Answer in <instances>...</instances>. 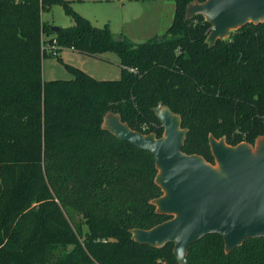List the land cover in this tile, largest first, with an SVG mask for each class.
<instances>
[{
    "label": "trees",
    "instance_id": "obj_1",
    "mask_svg": "<svg viewBox=\"0 0 264 264\" xmlns=\"http://www.w3.org/2000/svg\"><path fill=\"white\" fill-rule=\"evenodd\" d=\"M174 0L166 31L145 42L114 38L68 0H0V264H178L172 243L133 240L131 230L171 218L156 211L162 194L153 155L101 127L119 113L133 130L160 137L153 108L181 117L182 151L214 159L209 135L229 145L264 134V22L247 23L209 46L203 15L185 18ZM61 3L73 24L53 32L41 12ZM57 44L119 58L120 78L42 79V33ZM64 210L81 215L72 226ZM189 264H264V237L226 252L219 234L193 243Z\"/></svg>",
    "mask_w": 264,
    "mask_h": 264
},
{
    "label": "water",
    "instance_id": "obj_2",
    "mask_svg": "<svg viewBox=\"0 0 264 264\" xmlns=\"http://www.w3.org/2000/svg\"><path fill=\"white\" fill-rule=\"evenodd\" d=\"M194 14L210 23L206 42L212 46L249 22H264V0L195 1L186 6L185 18ZM50 28L59 30L56 25ZM153 110L163 127L160 137L131 129L119 113L107 112L101 123L117 138L153 155L155 183L162 194L152 203L157 212L171 215L151 228L132 229L133 240L155 247L172 243L178 264H189V247L205 235L219 234L226 252L248 238L264 237V134L256 138L255 148L209 135L210 163L182 151L186 129L178 114L161 103Z\"/></svg>",
    "mask_w": 264,
    "mask_h": 264
},
{
    "label": "rangeland",
    "instance_id": "obj_3",
    "mask_svg": "<svg viewBox=\"0 0 264 264\" xmlns=\"http://www.w3.org/2000/svg\"><path fill=\"white\" fill-rule=\"evenodd\" d=\"M72 9L87 18L93 25H108L114 38H127L133 42H145L161 36L170 26L174 16V0H68ZM42 21L49 25L67 27L73 19L64 12L61 3H55L41 12ZM49 37L45 31L42 38ZM68 66L77 68L98 80L120 78L119 58L108 51L99 57L80 53L58 44L56 54L49 53L42 60V79H71ZM107 113V112H106ZM102 117V123L105 122ZM259 140L252 146L256 147ZM72 226L86 225L80 214L64 210Z\"/></svg>",
    "mask_w": 264,
    "mask_h": 264
},
{
    "label": "built area",
    "instance_id": "obj_4",
    "mask_svg": "<svg viewBox=\"0 0 264 264\" xmlns=\"http://www.w3.org/2000/svg\"><path fill=\"white\" fill-rule=\"evenodd\" d=\"M42 39V43H41V47H42V50L49 54V53H53V54H56V50H57V41L54 37H46V38H41ZM73 49V48H71Z\"/></svg>",
    "mask_w": 264,
    "mask_h": 264
},
{
    "label": "crops",
    "instance_id": "obj_5",
    "mask_svg": "<svg viewBox=\"0 0 264 264\" xmlns=\"http://www.w3.org/2000/svg\"><path fill=\"white\" fill-rule=\"evenodd\" d=\"M150 40V39H149Z\"/></svg>",
    "mask_w": 264,
    "mask_h": 264
}]
</instances>
